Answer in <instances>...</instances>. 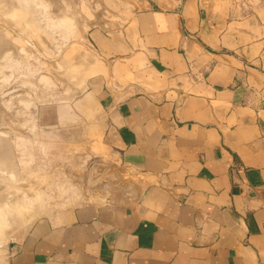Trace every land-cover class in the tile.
<instances>
[{
	"label": "crops",
	"instance_id": "crops-1",
	"mask_svg": "<svg viewBox=\"0 0 264 264\" xmlns=\"http://www.w3.org/2000/svg\"><path fill=\"white\" fill-rule=\"evenodd\" d=\"M254 1L180 0L146 8L123 34L90 32L103 59L135 68L134 80H122L126 67L111 81V64V80L91 77L75 101L99 113L103 183L37 218L5 264H264V0Z\"/></svg>",
	"mask_w": 264,
	"mask_h": 264
},
{
	"label": "rangeland",
	"instance_id": "rangeland-1",
	"mask_svg": "<svg viewBox=\"0 0 264 264\" xmlns=\"http://www.w3.org/2000/svg\"><path fill=\"white\" fill-rule=\"evenodd\" d=\"M17 1L21 11L0 4V10H5L4 14L0 12V31L5 30V37L12 40L3 54L15 47L18 50L16 57L14 52V56L7 54L10 58H1L3 50L0 51V264H5L9 243L21 238L37 218L48 214L54 206L80 202L91 188L103 183L100 162L94 157L100 151L96 146L98 129L92 119L99 113L93 105L92 115L86 117L75 109V101L92 75L99 73L110 79L109 69L116 63L114 68L118 71H113L115 76L110 79L115 81L120 68L129 67L132 59H103L89 40L90 32L123 34L125 27L133 28L136 16L146 8L164 7L180 0ZM217 1L214 0L216 5ZM234 1L239 9L249 10L255 4L254 0ZM27 20L32 27L27 26ZM4 27L10 33L6 34ZM26 27L28 34L24 38L18 31ZM18 41L27 47H20ZM97 66L102 70L97 71ZM82 68L87 70L85 74ZM78 69L83 71L77 72L80 76L88 78L77 77ZM134 70L133 66L129 71L122 70L126 75L122 80H134ZM77 78L83 82L81 87ZM143 78L140 79L144 81ZM111 179L133 182L122 175L119 178V174Z\"/></svg>",
	"mask_w": 264,
	"mask_h": 264
},
{
	"label": "bare ground",
	"instance_id": "bare-ground-1",
	"mask_svg": "<svg viewBox=\"0 0 264 264\" xmlns=\"http://www.w3.org/2000/svg\"><path fill=\"white\" fill-rule=\"evenodd\" d=\"M2 3H3V2H2ZM2 3H0V4H2ZM3 4H5V7L9 6V7H15V8H18V9L20 8V7L16 6V4H18V1H17V0H9V1H7L6 3H3ZM3 4H2V5H3ZM2 7H4V6H2ZM9 7H8V8H9ZM8 8H7V9H8ZM1 9H2V8H1ZM4 9H6V8H4ZM9 9H10V8H9ZM18 9H16V10H18ZM11 10H12V8H11ZM16 10H13V11L16 12ZM19 10H20V9H19ZM4 11H5V10H4ZM4 11H1V10H0V12H2V13H3ZM8 11H9V10H8ZM13 11H12V12H13ZM20 11H21V10H20ZM22 11H23V10H22ZM7 13H8V12H7ZM7 13H6V14H7ZM28 13H29V11H28ZM3 14H4V13H3ZM6 14H5V15H6ZM9 14H11V12H9ZM9 14H7V15H9ZM12 14L14 15V12H13ZM15 14H19V11H17ZM21 14H23V12H22ZM19 15H20V14H19ZM3 16H4V15H3ZM14 16H16V15H14ZM17 16H18V15H17ZM24 16H25V14H24ZM26 16L28 17V15H26ZM5 17H8V16H5ZM20 17H21V16H20ZM27 17H26V18H27ZM29 17H30V15H29ZM30 19H31V17H30ZM28 20H29V19H28ZM28 20H27V26H28V23L30 22V20H29V22H28ZM2 22H3V21H2ZM2 22H1V23H2ZM7 22H9V21H6V23H7ZM21 22H22V21H21ZM1 23H0V24H1ZM24 23H25V21H24ZM29 24H31V22H30ZM1 25H3V24H1ZM6 25H7V24H6ZM25 26H26V24H25ZM25 26H24V27H25ZM29 26H31V25H29ZM29 26H28V27H29ZM32 26H33V25H32ZM32 26H31V27H32ZM1 27H2V26H1ZM4 28H5V27H4ZM33 28H34V27H33ZM5 29H6V28H5ZM11 29H12V28H11ZM25 29H27V27H26V28H23V29H21V30L18 29V30H19V31H18V34H19V35H20V33H21V34H24L23 37H24V38H27V37H26V34H28V32H27ZM34 29H35V28H34ZM6 30H7V29H6ZM15 30H17V29H15ZM27 30H28V29H27ZM30 30H31V29H30ZM30 30H29V31H30ZM32 30H33V29H32ZM4 31H5V30H4ZM4 31H3V30L0 31V51L3 50L2 53H1V54H2V57H1V54H0V57H1V58H4L5 56H7V58H8V57L10 56V53H11V55L14 56V54L16 53L15 50H16V51H18V50H17V47H15V45H14L15 49L12 48V51H11L10 53H7V54H9V56H8L7 54H6V55L3 54L4 51L7 52V50H8V49L5 50V47H7V45H8V46L10 45V41L12 42V40L9 41L8 38L5 37V36H7V35H5V32H4ZM25 31H26V33H24ZM35 31H36V29H35ZM19 32H20V33H19ZM8 33H10V32H8V30H7L6 34H8ZM29 33L31 34V31H30ZM32 33H33V31H32ZM31 35H32V34H31ZM21 36H22V35H21ZM29 36H30V35H29ZM33 36H34V35H33ZM9 37H10V36H9ZM15 37H16V35H15ZM84 37H85V36H84ZM11 38H12V37H11ZM31 38H32V36H31ZM31 38H30V39H31ZM43 38H44V37H43ZM9 39H10V38H9ZM13 39H15V38H13ZM44 39H45V38H44ZM34 40L36 41L37 39H34V38H33V41H34ZM13 41H15V40H13ZM27 41H30V40H27ZM18 42H19V41H18ZM12 44H14V42L11 43V47H13ZM19 44H20V42H19ZM48 44H49V43H48ZM16 45H17V43H16ZM24 45H25V44H24ZM24 45H21V44H20V47H22V46H24ZM17 46H18V48H19V45H17ZM25 46H26V45H25ZM25 46H24V47H25ZM9 47H10V46H9ZM26 47H27V46H26ZM29 47H30V46H29ZM29 47H28V48H29ZM7 48H8V47H7ZM28 48H27V49H28ZM84 48H85V47H84ZM13 49H14V51H13ZM21 49H22V48H21ZM25 49H26V48H25ZM10 50H11V48H10ZM23 50H24V49H23ZM13 52H14V54H13ZM29 52H30V51H29ZM17 53H19V52H17ZM25 54H26V53H25ZM3 56H4V57H3ZM22 56H23V55H22ZM79 56H81V53H80ZM15 57H16V54H15ZM81 57H82V56H81ZM9 58H10V57H9ZM11 58L13 59V57H11ZM78 58H80V57H78ZM1 60L3 61V59H1ZM80 60H81V59H80ZM76 61H77V58H76ZM77 62H78V61H77ZM79 64H81V63H79ZM82 65H83V64H82ZM83 66H84V65H83ZM92 66H93V65H92ZM86 67H87V66H86ZM95 67H96V65H95ZM100 67H101V66H99V69L102 68V67H101V68H100ZM83 68H85V67H83ZM83 68H82V69H83ZM82 69H80V70L82 71ZM86 69H91V68L88 67V68H86ZM86 69H85V70L83 69L84 72L82 71L84 74H85V71H87ZM92 69H93V68H92ZM92 69H91V70H92ZM96 69H97V71L99 70V69H98V66H97ZM80 70H79V69L76 70V74H78V73H77L78 71H79V73H81ZM91 70H88V73H89V71H90V75L93 74V73H91ZM93 70H94V69H93ZM101 70H102V69H101ZM95 71H96V70H95ZM95 71H94V73H95ZM104 71H105V68H104ZM100 72H101V71H100ZM84 74H83V75H84ZM86 74H87V73H86ZM98 74H99V73H98ZM78 75H79V74H78ZM78 75H77V77H79V78H81V77H82L83 79H87V78H88V77H87L88 75L86 76L87 78H84L85 75H84V76H83L82 74H81L82 76H80V75L78 76ZM90 75H89V76H90ZM93 76H94V75H92V77H93ZM79 78H77V79H79ZM82 78H81V79H82ZM81 79H79V80L81 81L80 84H79V82H78L79 80L77 81L78 83H76V84L73 82V83L75 84L76 87H77V84H79L78 87H79L80 85H83V84H81V83H83V82H82L83 79H82V80H81ZM62 80H63V79H62ZM68 80H69V79H68ZM68 82H69V81H68ZM65 84H67V83L65 82ZM70 84H71V83H70ZM72 85H73V84H72ZM67 86H68V85H67ZM70 86H71V85H70ZM80 87H81V86H80ZM70 88H71V87H70ZM72 89H73V88H72ZM72 89H71V90H72ZM74 89L76 90L77 88L74 87ZM69 92H70V91H69ZM75 92H76V91H75ZM80 92H81V90H80ZM76 93H77V92H76ZM67 96H68V95H67ZM71 96H72V95H71ZM73 97H74V96H73ZM15 128H16V127H15ZM137 182H138V181H137ZM137 182H136V183H137ZM0 184H1V183H0ZM134 184H135V183H134ZM139 185L141 186L142 184H139ZM0 186H1V185H0ZM135 186H136V184H135ZM113 187H114V186H113ZM137 187H138V186H137ZM115 188H116V187H115ZM140 188H141V187H140ZM101 189H102V188H101ZM132 189H133V188H132ZM125 190H126V189H125ZM103 191H104V190H103ZM103 191H99V192L102 193ZM115 191H116V190H114V193H115ZM134 191H135V190H134ZM0 192H1V191H0ZM119 192H120V191H119ZM123 192H124V191H123ZM127 192H128V191H127ZM101 193H100V194H101ZM116 193H117V192H116ZM121 193H122V192H121ZM124 193H125V192H124ZM136 193H137V192H136ZM136 193H135V194H136ZM100 194H99V195H100ZM130 194H131V193H130ZM3 195H4V194L2 193V196H3ZM19 195H22V194H19ZM103 195H104V193H103ZM14 196H16V195H14ZM100 196H101V195H100ZM18 197H19V196L17 195L16 198H18ZM20 197H21V196H20ZM20 197H19V199H20ZM111 197H112V196H111ZM14 198H15V197H14ZM101 201H102V200H101ZM124 202H125V200H124ZM122 203H123V202H122ZM6 243H7V242H6ZM6 246H7V244H6ZM6 249H7V248H6ZM6 249H4V250H6ZM4 250H3V251H4ZM6 251H7V250H6Z\"/></svg>",
	"mask_w": 264,
	"mask_h": 264
}]
</instances>
